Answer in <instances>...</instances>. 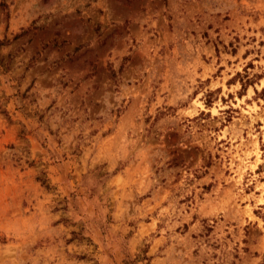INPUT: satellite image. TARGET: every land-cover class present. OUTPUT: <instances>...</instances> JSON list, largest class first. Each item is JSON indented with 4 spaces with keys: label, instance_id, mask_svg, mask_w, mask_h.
Wrapping results in <instances>:
<instances>
[{
    "label": "rangeland",
    "instance_id": "1",
    "mask_svg": "<svg viewBox=\"0 0 264 264\" xmlns=\"http://www.w3.org/2000/svg\"><path fill=\"white\" fill-rule=\"evenodd\" d=\"M0 264H264V0H0Z\"/></svg>",
    "mask_w": 264,
    "mask_h": 264
},
{
    "label": "trees",
    "instance_id": "2",
    "mask_svg": "<svg viewBox=\"0 0 264 264\" xmlns=\"http://www.w3.org/2000/svg\"><path fill=\"white\" fill-rule=\"evenodd\" d=\"M7 14V13H6Z\"/></svg>",
    "mask_w": 264,
    "mask_h": 264
}]
</instances>
